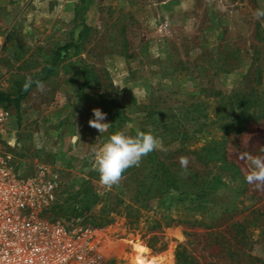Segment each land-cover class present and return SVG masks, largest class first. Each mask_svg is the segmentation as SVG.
<instances>
[{
	"label": "rangeland",
	"instance_id": "rangeland-1",
	"mask_svg": "<svg viewBox=\"0 0 264 264\" xmlns=\"http://www.w3.org/2000/svg\"><path fill=\"white\" fill-rule=\"evenodd\" d=\"M257 9L264 0H0V92L22 95L0 105L12 116L0 154L22 174L57 177L43 215L89 239L92 264H264V191L240 159L264 155V119L240 131L218 94L243 89L264 105ZM95 108L105 133L88 124ZM119 130L156 135L155 152L191 185L182 191L203 183L205 195L172 191L134 222L126 203L152 153L111 190L93 165Z\"/></svg>",
	"mask_w": 264,
	"mask_h": 264
},
{
	"label": "built area",
	"instance_id": "built-area-1",
	"mask_svg": "<svg viewBox=\"0 0 264 264\" xmlns=\"http://www.w3.org/2000/svg\"><path fill=\"white\" fill-rule=\"evenodd\" d=\"M11 119L0 108V136ZM55 179L22 174L11 153L0 154V264H92L91 241L43 215L56 201Z\"/></svg>",
	"mask_w": 264,
	"mask_h": 264
},
{
	"label": "clouds",
	"instance_id": "clouds-1",
	"mask_svg": "<svg viewBox=\"0 0 264 264\" xmlns=\"http://www.w3.org/2000/svg\"><path fill=\"white\" fill-rule=\"evenodd\" d=\"M254 15L257 19L264 18V9H257ZM35 83L38 89L43 88L42 82ZM31 84L30 79L26 81L25 90H28ZM106 116L101 109H92L89 126L100 134L107 132L112 124L105 122ZM160 145V139L150 131L138 130L134 136L126 134L123 130L111 134L102 146L93 149V165L94 170L99 173V183L111 190L120 183L129 168L139 166L142 159L157 150ZM240 159L246 161L250 167L245 181L253 185L255 190L264 191V155L253 156L250 152H243L240 153ZM189 162L188 157H181V168L186 171Z\"/></svg>",
	"mask_w": 264,
	"mask_h": 264
},
{
	"label": "trees",
	"instance_id": "trees-1",
	"mask_svg": "<svg viewBox=\"0 0 264 264\" xmlns=\"http://www.w3.org/2000/svg\"><path fill=\"white\" fill-rule=\"evenodd\" d=\"M218 94L223 95V101H228L230 103V112L227 113L224 120L232 123L237 121L240 131L244 129V126L248 121L264 119V105L260 102L259 95L254 96L253 92L246 93L243 89H235L229 95L220 92ZM21 99V93L12 96L0 92V105L13 102L16 106H19ZM243 120L246 121L243 122ZM149 159L150 166L148 167L147 174L140 179L137 187L132 190V192L135 191V194L133 197H130L128 203H126L128 210L126 215L132 216L134 222L137 221L138 214L143 210L150 209L153 201L162 200L172 191H176L181 195L196 196L198 198L205 195V188L202 186L203 183H201L202 185L193 183V186L196 184V193L188 194L182 191V187L191 188L190 183L184 180L182 175L174 170L173 165L168 163L166 159L162 158L159 153L153 151ZM137 174H139V172L129 175L128 182L131 177H135ZM96 226L99 225L96 224ZM160 227L161 223L158 222L157 226L154 228L158 229Z\"/></svg>",
	"mask_w": 264,
	"mask_h": 264
}]
</instances>
